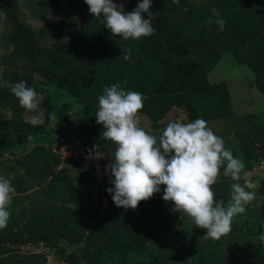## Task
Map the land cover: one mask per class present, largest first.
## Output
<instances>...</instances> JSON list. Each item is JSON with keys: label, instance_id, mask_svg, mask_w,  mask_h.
Masks as SVG:
<instances>
[{"label": "trees", "instance_id": "16d2710c", "mask_svg": "<svg viewBox=\"0 0 264 264\" xmlns=\"http://www.w3.org/2000/svg\"><path fill=\"white\" fill-rule=\"evenodd\" d=\"M123 1L127 4L125 13L142 2ZM3 8L11 26L10 41L15 54L27 60V67L6 76V84L0 88V103H19L9 84L23 80L32 88L34 75H43L85 105L80 138L85 141L87 152L95 146L103 154L115 152V144L104 140L103 126L95 117L98 96L113 84L142 94L140 112L149 117L154 127L174 106L187 108L195 119L198 110L214 111L221 116L231 114L226 84H212L208 79L209 72L225 54L252 70L255 85L264 96V0H213L204 8L203 16L193 0H179V4L173 0H152V16L143 14L155 29L149 37L125 41L113 36L90 14L66 42L57 41L50 47L41 45L33 28L23 21L17 1L6 0ZM212 8L218 9L220 18L226 20L223 31L215 23L207 24L208 19L215 20ZM128 49L131 58L125 60ZM67 114L68 110L61 119L66 120ZM259 128L256 141L262 147L260 155L264 162V125ZM55 132L50 130L49 134ZM35 134L31 124L0 122V156L26 144ZM57 162L54 155L37 148L19 164L47 180ZM76 167L80 181L77 183L65 174L68 170H61L48 182L43 200L23 205L21 198L13 196L7 227L0 230V264H41V256L17 252L21 246L39 243L58 247L59 259L68 264H106L111 259L130 264V257L147 251L154 232L177 226L180 214L172 211L174 206L155 199L141 201L136 209L117 207L107 191L114 187L111 174L103 178L108 203L105 212L101 204H92L87 210L73 208L71 205L88 196L85 183L93 169L88 163L81 166L76 162ZM260 234H264V212L256 218L247 217L242 223H232L230 233L198 246L190 258L167 259L166 264H222L225 238L237 245L247 240L260 242Z\"/></svg>", "mask_w": 264, "mask_h": 264}, {"label": "rangeland", "instance_id": "374dc122", "mask_svg": "<svg viewBox=\"0 0 264 264\" xmlns=\"http://www.w3.org/2000/svg\"><path fill=\"white\" fill-rule=\"evenodd\" d=\"M0 0V88L6 84V76L26 68V59L16 56L10 41L11 26L8 24L4 4ZM17 1L23 21L30 25L41 45L50 47L55 42H66L71 34L80 29L83 19L90 15L89 7L84 0H15ZM200 7V15H204V8L213 0H193ZM116 4H127L123 0H113ZM92 15V14H91ZM150 20V19H149ZM245 47L248 48V40ZM245 41V40H244ZM32 88L37 92L39 113H42L40 123L33 125L30 120L36 112H26L19 103H0V122L21 121L34 126L36 132L26 144H21L0 156V176L5 177L15 188L13 196L21 198V204L29 205L35 200L45 199V189L48 182L61 170H68V174L77 183L80 174L76 162L81 166L88 163L93 169L88 174L85 185L88 196L83 202L71 205L76 209L87 210L92 204H101L103 212L108 208L104 195L103 178L111 174L107 166L114 163V152L104 154L100 159L89 157L83 141L80 138V128L84 116L85 105L80 104L66 91L59 89L43 75H34ZM264 76V74H263ZM208 79L212 84L224 83L227 86L232 111L228 116H221L214 111L198 110L197 117L207 121L214 134L221 137L224 147L230 150L235 158L244 162L245 168L241 172V179L233 181L225 176L224 166L220 168L217 181L212 190L217 201L225 204L230 199L233 183L245 184L246 191L255 192V199L246 207L243 214L233 218L232 223H242L247 217H254L264 212V162L261 160L262 147L256 141L260 135V124L264 125V96L255 85V74L247 66L239 64L230 54H225L215 67L209 72ZM68 110L66 120L61 117ZM140 126L149 134L159 136L170 122L188 123L195 120L191 112L185 107H172L158 123L153 126L149 117L138 113ZM50 130L56 132L49 134ZM41 148L54 155L58 164L54 167L53 175L42 180L40 175L31 174L19 162L27 160V155L35 149ZM97 147L93 148L94 156ZM245 173L247 174L245 176ZM221 175V176H220ZM161 191L155 193L149 200L174 206L163 200L164 185ZM96 222H94L95 224ZM207 230L193 225L186 217H179L175 228L154 232V239L149 243L147 251L141 255L130 257V264H166L167 259L182 261L194 255L200 245H206L211 239H204ZM226 255L222 264H264V244L257 241L239 242L234 245L224 239ZM59 248L45 243L27 244L19 247L21 254H36L41 256V264H68L59 259ZM151 259H150V258ZM106 264H126L123 260L111 259Z\"/></svg>", "mask_w": 264, "mask_h": 264}, {"label": "clouds", "instance_id": "9594fccd", "mask_svg": "<svg viewBox=\"0 0 264 264\" xmlns=\"http://www.w3.org/2000/svg\"><path fill=\"white\" fill-rule=\"evenodd\" d=\"M94 18L110 30L113 36L127 41L139 40L154 34L149 17L152 0H142L128 13L122 4L113 0H84ZM179 4V0H173ZM215 20L208 19L223 31L226 20L220 18L219 10L212 8ZM147 13L145 19L143 14ZM102 17V19H101ZM131 49L124 53V59L130 60ZM19 106L26 112H36L30 122L40 123V100L37 92L27 86L26 81L9 84ZM143 108V96L137 91H125L119 84L103 89L98 96L96 122L103 126L104 140L115 144L114 163L107 166L114 179V187L107 189L117 207L136 209L141 201H147L164 185L163 200L171 202L172 211L186 217L194 226L206 229L204 239L220 240L231 231L233 218L246 211L255 199V192L246 191L245 184L231 185L230 199L217 201L212 185L217 181L221 166L224 175L233 181L241 179L245 165L235 158L230 150L225 149L221 137L214 134L206 120L197 118L192 122H170L159 136L149 134L140 126L138 113ZM99 150L89 157L100 159ZM247 174L245 173V176ZM15 188L11 182L0 176V230L7 227L10 218L9 206ZM264 244V234L258 237Z\"/></svg>", "mask_w": 264, "mask_h": 264}]
</instances>
